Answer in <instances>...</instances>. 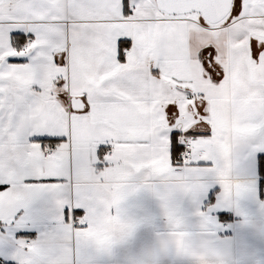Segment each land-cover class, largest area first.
I'll return each instance as SVG.
<instances>
[{
    "label": "snow or ice",
    "instance_id": "snow-or-ice-1",
    "mask_svg": "<svg viewBox=\"0 0 264 264\" xmlns=\"http://www.w3.org/2000/svg\"><path fill=\"white\" fill-rule=\"evenodd\" d=\"M245 151H264V0H0V222L16 264H73L55 237L15 240L38 200L103 254L142 222L120 213L141 188L175 251L217 264L177 200L213 183L225 203L247 195Z\"/></svg>",
    "mask_w": 264,
    "mask_h": 264
},
{
    "label": "crops",
    "instance_id": "crops-1",
    "mask_svg": "<svg viewBox=\"0 0 264 264\" xmlns=\"http://www.w3.org/2000/svg\"><path fill=\"white\" fill-rule=\"evenodd\" d=\"M241 160L237 177L250 185L251 191L238 201L225 203L219 183H213L204 196H181L177 200L191 246L196 252L216 253L217 264H264V151H245ZM150 183L159 181L153 178ZM120 213L142 222L130 238L114 246L110 253L83 249L74 233L69 236L62 231L55 206L45 199L33 205L27 227L15 230L14 236L17 241L28 242L55 237L70 249L73 264H197L194 256L175 251L171 243L174 229L152 189L134 192L121 205ZM0 223V258L16 263L12 259L13 243L4 239L10 226ZM68 223L65 218L64 225ZM79 226L72 224L73 229Z\"/></svg>",
    "mask_w": 264,
    "mask_h": 264
},
{
    "label": "trees",
    "instance_id": "trees-1",
    "mask_svg": "<svg viewBox=\"0 0 264 264\" xmlns=\"http://www.w3.org/2000/svg\"><path fill=\"white\" fill-rule=\"evenodd\" d=\"M223 219L224 220H226L227 219V217L226 216H223ZM1 223H0V228H1ZM21 235H25L26 236V234H21ZM0 264H16V263H9V262H6V261H4V260H2L1 258H0Z\"/></svg>",
    "mask_w": 264,
    "mask_h": 264
},
{
    "label": "built area",
    "instance_id": "built-area-1",
    "mask_svg": "<svg viewBox=\"0 0 264 264\" xmlns=\"http://www.w3.org/2000/svg\"><path fill=\"white\" fill-rule=\"evenodd\" d=\"M76 225H79V218L78 217H76L75 218V222H74Z\"/></svg>",
    "mask_w": 264,
    "mask_h": 264
}]
</instances>
